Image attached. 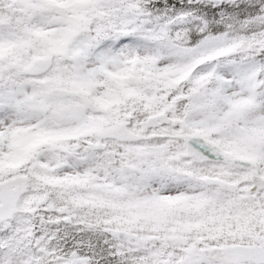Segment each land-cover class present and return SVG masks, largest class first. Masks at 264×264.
I'll return each instance as SVG.
<instances>
[{"label":"snow or ice","instance_id":"6c2138e0","mask_svg":"<svg viewBox=\"0 0 264 264\" xmlns=\"http://www.w3.org/2000/svg\"><path fill=\"white\" fill-rule=\"evenodd\" d=\"M0 264H264V0H0Z\"/></svg>","mask_w":264,"mask_h":264}]
</instances>
